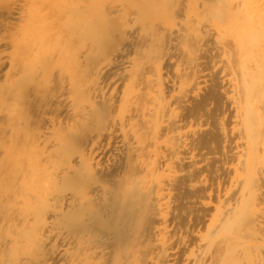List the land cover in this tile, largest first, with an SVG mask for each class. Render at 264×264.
I'll return each instance as SVG.
<instances>
[{"label":"bare ground","instance_id":"6f19581e","mask_svg":"<svg viewBox=\"0 0 264 264\" xmlns=\"http://www.w3.org/2000/svg\"><path fill=\"white\" fill-rule=\"evenodd\" d=\"M0 264H264V0H0Z\"/></svg>","mask_w":264,"mask_h":264},{"label":"rangeland","instance_id":"374dc122","mask_svg":"<svg viewBox=\"0 0 264 264\" xmlns=\"http://www.w3.org/2000/svg\"><path fill=\"white\" fill-rule=\"evenodd\" d=\"M212 1H215V0H212ZM247 1H252V0H247ZM248 13L249 14L255 13L254 8H250V5H249V8H248Z\"/></svg>","mask_w":264,"mask_h":264}]
</instances>
